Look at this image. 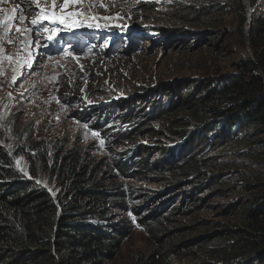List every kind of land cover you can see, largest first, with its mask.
<instances>
[{
  "label": "rangeland",
  "instance_id": "obj_1",
  "mask_svg": "<svg viewBox=\"0 0 264 264\" xmlns=\"http://www.w3.org/2000/svg\"><path fill=\"white\" fill-rule=\"evenodd\" d=\"M208 1L84 0L86 5H94L86 10L97 15L119 14L121 19L115 23L120 26L113 23L108 28H81L74 34L62 31L58 42L49 43L42 38L40 44L47 43V46L37 49L35 44L30 45L34 57L32 66L24 65L18 71L14 69L28 55L25 45L29 33L10 31L13 42L7 43L2 39L4 28L0 26V45L4 49L0 53V131L4 132L7 125L14 126L13 130L19 129L15 130L14 136L6 135L10 148L26 146L29 151L35 145V152L42 147L50 153L59 149L64 153L72 151L92 165L104 184L117 190L116 198H123L122 207L113 211L112 218L124 232V246L114 261L105 264H130L135 256L153 251L170 256L175 264H202L206 260L199 254L207 245L205 235L217 239L227 235L222 230L236 225L237 215L225 212L222 198L208 202L204 192H191L193 179L190 176L173 184L171 178L160 175L154 177L156 181L120 179L114 169L122 158L123 146L112 143L107 138L108 131L105 135L107 128L109 132L113 130V123L103 131L95 127L99 122L102 126L108 119L112 121L114 115L126 112L120 104L128 97L138 105L147 106L148 101L152 103L164 98L163 94L156 93L144 102L142 93L149 96L154 88L171 89L178 94L192 79L205 80L218 73L236 72L235 66L245 50L250 51V37L246 32L244 38L241 37L240 28L233 24L231 15L224 17V24L217 29L213 21L211 24L212 18L215 21L214 15L206 20L202 16L194 30L205 31V41H198L193 50L188 49L192 43H183L186 34L179 41L175 38L179 33L193 30L192 27L178 23L176 27L180 29L172 32L175 28L170 21L172 14L179 9L184 12L197 9ZM248 1H244L248 9V25L244 31L255 18L264 20V2L259 0L255 16H252L255 9L249 7ZM46 2L50 3V0H40L42 5ZM101 2L108 6L107 11L98 6ZM57 3L62 6L63 0H57ZM14 8L16 12L12 11ZM21 10L24 21H14L15 27L31 28L30 21L37 16V11L30 0H0V19L18 17ZM164 28L171 30L173 38H167L166 33L160 31ZM32 39L36 40L34 34ZM69 43L72 56H65L61 49ZM5 56H11L13 60L9 61ZM73 57H79L78 62ZM14 76L15 83L12 81ZM194 91L190 89L188 94ZM187 116L190 115L179 113L154 124L161 142L159 146L172 149L181 145L183 152H188L190 134H184L195 125L186 122ZM115 128L128 127L121 124ZM149 139L148 136L137 137L135 142L151 144ZM151 146L152 161H155L161 154L158 147ZM15 162L19 171L28 177L31 164L28 158L20 156ZM40 176L43 184L52 189L47 174L40 172ZM144 194L150 197L144 200ZM163 203L167 206L161 212L162 216L150 221L148 215L152 207Z\"/></svg>",
  "mask_w": 264,
  "mask_h": 264
},
{
  "label": "trees",
  "instance_id": "obj_2",
  "mask_svg": "<svg viewBox=\"0 0 264 264\" xmlns=\"http://www.w3.org/2000/svg\"><path fill=\"white\" fill-rule=\"evenodd\" d=\"M244 1L209 0L197 9H179L170 19L175 26L172 32L180 29L176 27L178 23L193 28L175 37L179 41L186 34L183 43H192L188 49L193 50L198 41H205V31L194 30L202 16L206 20L214 15L215 21L210 20L217 29L224 24V17L231 15L241 37L245 32L250 37V51L245 50L235 66L236 72L192 79L178 94L154 88L149 96L142 93L144 102L156 93L164 98L148 101L147 106L128 97L120 104L126 112L114 115L102 126L100 122L95 125L103 131L113 123V130L109 132L107 128L105 135L108 131L107 138L123 146L122 158L114 169L120 179L156 181L154 177L160 175L171 178L173 184L190 176L192 193L204 192L208 202L222 198L225 212L237 215L236 225L222 230L227 235L217 239L205 235L207 245L199 254L206 260L202 264H264V20L255 18L244 31L248 25ZM248 2L255 16L260 2ZM160 31L173 38L171 30ZM190 89L194 93L188 94ZM179 113H188L186 122L195 125L184 134H190L186 154L181 145L172 149L159 146L154 128L156 122ZM121 124L128 128H115ZM13 128L7 125L4 132L0 131V264L114 261L125 239L112 218L113 211L123 205V198L115 197L117 190L104 184L92 165L72 151L64 153L59 149L50 153L42 147L35 152V145L29 151L26 146L13 150L6 137L17 134L18 127ZM147 136L161 154L155 161L151 144L135 142L137 137ZM20 156L31 162L28 177L16 166ZM40 172L46 173L53 184L51 191L43 184ZM148 197L144 194V200ZM166 206H153L148 219L160 218ZM136 208L142 210L140 206ZM130 264L175 263L170 256L153 251L135 256Z\"/></svg>",
  "mask_w": 264,
  "mask_h": 264
},
{
  "label": "snow or ice",
  "instance_id": "obj_3",
  "mask_svg": "<svg viewBox=\"0 0 264 264\" xmlns=\"http://www.w3.org/2000/svg\"><path fill=\"white\" fill-rule=\"evenodd\" d=\"M30 3L34 5V9L37 11V16L30 21V24L32 25L31 28L21 29L15 27L14 21L20 23L24 21L22 10L18 17L6 16L3 19H0V26H3L4 28L2 39H5L7 43L13 42L9 34L10 31H27L29 33L26 37L27 43L25 45V51L28 53L27 58H22L17 69H14V71H18L19 67L24 65L31 68L34 57L32 56L29 46L35 44L37 49L40 47H46L47 43L43 45L40 44L42 38L49 43L58 42L57 38L62 31L74 34L76 30L81 28H108L110 24L121 19L119 14L115 16H100L92 11L86 10L92 8L94 5H86L84 0H63L62 6L58 5L57 0H50V3L46 2L44 5L40 3V0H30ZM98 6L107 11L108 6L106 4L101 2ZM12 11L16 12L17 10L14 8ZM115 26L119 27L120 25L119 23H115ZM32 34L36 36L35 41L32 39ZM71 48L72 45L69 43L68 46L61 49V51L65 56H72ZM3 51L4 49L2 45H0V53ZM4 58L9 61L13 60V57L11 56H5ZM49 59H51V57H49ZM73 59L78 62L79 57H73ZM15 80L16 77L14 76L12 78L13 83H15ZM85 127H87V125H85ZM101 144H103V141H101ZM49 191H51V189H49Z\"/></svg>",
  "mask_w": 264,
  "mask_h": 264
}]
</instances>
